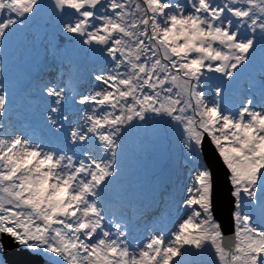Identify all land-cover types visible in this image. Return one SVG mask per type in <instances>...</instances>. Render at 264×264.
<instances>
[{
  "label": "snow or ice",
  "instance_id": "1",
  "mask_svg": "<svg viewBox=\"0 0 264 264\" xmlns=\"http://www.w3.org/2000/svg\"><path fill=\"white\" fill-rule=\"evenodd\" d=\"M42 26L18 94L5 44ZM258 46L264 0H0V264H264ZM132 133L171 141L175 182L128 192Z\"/></svg>",
  "mask_w": 264,
  "mask_h": 264
},
{
  "label": "rangeland",
  "instance_id": "2",
  "mask_svg": "<svg viewBox=\"0 0 264 264\" xmlns=\"http://www.w3.org/2000/svg\"><path fill=\"white\" fill-rule=\"evenodd\" d=\"M46 26L37 27L24 35L15 36L5 44L2 58L5 64V79L19 88L22 94L32 86L43 71L44 38ZM264 46H258L254 61L242 76L243 81H254L257 94L264 84ZM36 107L42 106L38 94L29 93ZM19 111L24 119L33 114V103L22 102ZM126 175L122 183L130 194L135 195L150 187L153 181L161 184L172 183L177 179L181 165L171 141L150 139L132 133L128 139L125 154Z\"/></svg>",
  "mask_w": 264,
  "mask_h": 264
},
{
  "label": "water",
  "instance_id": "3",
  "mask_svg": "<svg viewBox=\"0 0 264 264\" xmlns=\"http://www.w3.org/2000/svg\"><path fill=\"white\" fill-rule=\"evenodd\" d=\"M208 162H209V165L211 167H213L214 170L219 166V160L215 156L214 150L211 149L210 146H209V149H208ZM9 243H10V241H9ZM9 247L11 248L12 245L9 244ZM15 258H16L15 257V252L13 250V252L9 255L8 259L11 261V260H14Z\"/></svg>",
  "mask_w": 264,
  "mask_h": 264
}]
</instances>
